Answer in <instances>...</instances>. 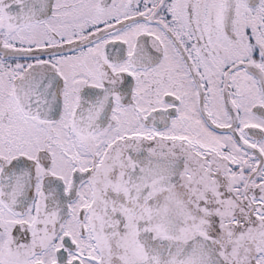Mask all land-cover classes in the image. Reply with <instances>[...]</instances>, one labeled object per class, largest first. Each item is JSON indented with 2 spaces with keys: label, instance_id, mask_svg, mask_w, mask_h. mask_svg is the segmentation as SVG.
Listing matches in <instances>:
<instances>
[{
  "label": "snow or ice",
  "instance_id": "1",
  "mask_svg": "<svg viewBox=\"0 0 264 264\" xmlns=\"http://www.w3.org/2000/svg\"><path fill=\"white\" fill-rule=\"evenodd\" d=\"M0 264H264V0H0Z\"/></svg>",
  "mask_w": 264,
  "mask_h": 264
}]
</instances>
